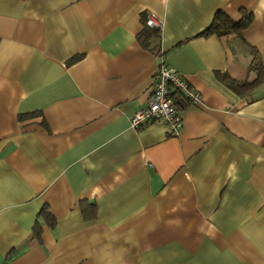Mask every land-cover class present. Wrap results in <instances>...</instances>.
I'll return each instance as SVG.
<instances>
[{
  "label": "crops",
  "instance_id": "crops-1",
  "mask_svg": "<svg viewBox=\"0 0 264 264\" xmlns=\"http://www.w3.org/2000/svg\"><path fill=\"white\" fill-rule=\"evenodd\" d=\"M244 12L264 69V0H0V264H264V82L210 29ZM162 60L178 136L130 127Z\"/></svg>",
  "mask_w": 264,
  "mask_h": 264
},
{
  "label": "built area",
  "instance_id": "built-area-1",
  "mask_svg": "<svg viewBox=\"0 0 264 264\" xmlns=\"http://www.w3.org/2000/svg\"><path fill=\"white\" fill-rule=\"evenodd\" d=\"M146 24L160 30L161 24L153 15H147ZM177 93L190 105L199 102V95L172 67L162 60L153 75V88L144 108L130 118V127L140 129L148 124H164L172 136H178L182 127L180 112L173 104L170 94Z\"/></svg>",
  "mask_w": 264,
  "mask_h": 264
},
{
  "label": "trees",
  "instance_id": "trees-1",
  "mask_svg": "<svg viewBox=\"0 0 264 264\" xmlns=\"http://www.w3.org/2000/svg\"><path fill=\"white\" fill-rule=\"evenodd\" d=\"M251 22V16L242 13V18L233 22L227 16L223 14H218L212 25L211 33L217 35L218 37H230L233 36V43L230 44V49L236 53L240 48H242V53L248 56H252V62L248 65V70L255 73V79L251 82H241L238 83L232 80L228 75L222 74L219 76V79L224 82V84L230 88L233 92L238 93L241 97L246 99L247 101H253L251 97L252 92L262 83L264 82V69L261 65V61L254 49L248 46L243 40V32L249 27ZM159 40H160V30L157 28L149 27L144 22V26L142 31L137 35V41L139 45L144 49L153 54H158L159 49ZM171 99L173 100L174 106L178 111H182L185 106L190 105L186 100H184L177 93L170 94ZM251 97V98H250ZM46 221L48 224L52 225L53 220L46 216Z\"/></svg>",
  "mask_w": 264,
  "mask_h": 264
}]
</instances>
